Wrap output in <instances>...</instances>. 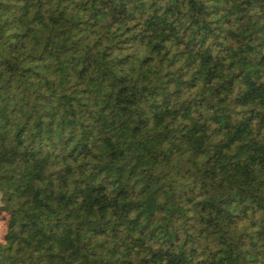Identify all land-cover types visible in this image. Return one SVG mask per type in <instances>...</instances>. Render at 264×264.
Listing matches in <instances>:
<instances>
[{
  "label": "trees",
  "instance_id": "trees-1",
  "mask_svg": "<svg viewBox=\"0 0 264 264\" xmlns=\"http://www.w3.org/2000/svg\"><path fill=\"white\" fill-rule=\"evenodd\" d=\"M0 264H264V0H0Z\"/></svg>",
  "mask_w": 264,
  "mask_h": 264
},
{
  "label": "rangeland",
  "instance_id": "rangeland-1",
  "mask_svg": "<svg viewBox=\"0 0 264 264\" xmlns=\"http://www.w3.org/2000/svg\"><path fill=\"white\" fill-rule=\"evenodd\" d=\"M6 230V220L5 218L0 220V241L2 240V237Z\"/></svg>",
  "mask_w": 264,
  "mask_h": 264
}]
</instances>
